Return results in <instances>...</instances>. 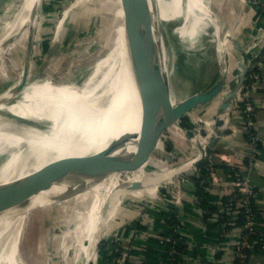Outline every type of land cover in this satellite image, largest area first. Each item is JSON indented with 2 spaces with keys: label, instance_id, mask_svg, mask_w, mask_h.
<instances>
[{
  "label": "bare ground",
  "instance_id": "bare-ground-1",
  "mask_svg": "<svg viewBox=\"0 0 264 264\" xmlns=\"http://www.w3.org/2000/svg\"><path fill=\"white\" fill-rule=\"evenodd\" d=\"M173 1L175 3L168 8L163 7L161 0L157 2L158 13L153 19L155 33L159 22L181 16L185 17V21L180 37L162 51L154 71L139 89L134 91L131 84L128 85L119 78L122 70L126 73L125 69L133 57L130 47L126 48L122 44L123 35L119 34L113 38L109 52L90 68L91 77L85 82L48 85L41 83L38 77L33 75L27 77V84L19 93L15 92L17 82L13 84L12 89L0 95V264H19L17 256L24 229L29 212L36 203L34 179L39 168L54 159L66 156L80 157L77 164L80 174L75 176L76 180L69 181L74 177L68 176L61 182L52 184L50 188L59 185L68 188L73 183H80L82 188L87 190L97 182L101 173L107 174V166L111 162L107 164L105 159L113 160V170H119L122 165L130 168L133 163L129 158L135 152L134 164H142L144 143L143 146L141 143L145 142L149 149L154 143L157 129L182 103L191 99H209L206 98V92L215 86H221L223 92V78H227L228 65V59L226 62L224 59L230 57V52L234 58L240 56L239 45H233L236 42L234 37L238 22H231L230 16L233 13L230 7L233 6V10L238 12L243 11L245 0H227L228 19L223 37L220 36L222 25L217 22L210 2L204 9L197 0H187V6L182 9L181 0ZM40 3L41 0L20 1L17 11L13 14V21L9 22L8 28L6 26L0 35V59L8 53L20 27L29 19L34 21V13ZM195 11L200 12L198 18L194 17ZM190 19L193 20L188 28L187 21ZM32 25L30 22V26ZM157 40L161 43L159 32ZM230 45L232 47H229ZM177 55L181 56V60L177 59ZM247 59L248 57L243 55L236 61L239 73L232 88L223 92L224 94L234 91L243 68L247 67ZM128 80L130 81L129 77ZM171 81L177 82L179 86L178 92L173 94L169 91ZM83 84L89 85L71 87ZM101 100L102 103L99 102ZM4 101L13 103L9 105ZM225 102L226 99L221 97L219 105ZM6 115L10 118L4 119ZM208 139L199 137L198 141L192 140L195 148L193 156L187 158L180 166L169 168L170 171L158 175L153 181L161 184L157 189L172 183L176 175L185 171L189 164L195 163L201 155L198 147L205 149ZM106 140L108 142L105 149L94 155L95 146ZM116 143H119L120 147L110 148L115 147ZM44 144L51 152L44 160L37 161L36 150ZM63 146L69 147L62 148ZM160 146L157 144L158 148ZM107 150L108 155L111 153L109 158L101 156L103 151ZM123 153V160L119 161ZM90 164H97L96 170H87L86 166ZM133 179L123 186V191L135 181L142 184L140 190L150 184V181L145 182L138 176ZM92 189L93 203L85 211L83 225H78L75 245V250H86L87 256H90L91 243L83 247L80 245L79 235L93 223L101 202L98 196L101 186L96 185ZM119 191L120 194H113L110 202L123 193Z\"/></svg>",
  "mask_w": 264,
  "mask_h": 264
},
{
  "label": "rangeland",
  "instance_id": "rangeland-1",
  "mask_svg": "<svg viewBox=\"0 0 264 264\" xmlns=\"http://www.w3.org/2000/svg\"><path fill=\"white\" fill-rule=\"evenodd\" d=\"M20 1L21 0H0V35L5 31L6 26L8 28L9 22L13 21V14L17 11ZM74 1L75 0H49V4L57 5L58 8L48 14V18H39L38 15L41 12V5L36 11L35 24L33 23V19H29L24 26L20 27L19 32L16 33L10 45L11 47L8 53L0 59V94L9 90L12 84L15 83L21 75L22 69H20V66H15L14 63L16 62V53L21 50L20 52L23 54L24 44L28 43L26 38L28 31L24 28L27 27L28 29L30 27V22H32L35 27L33 34H35L38 25H41V27L45 29V32L48 34V39L50 40V45H54V52L51 56L49 55L48 58H40L36 56L34 50L33 52L30 50L29 56L32 68L29 66L28 78L36 75L41 83L48 85H63V83L69 85L77 84L81 82L79 77H86V79L91 77L92 67L99 61L98 59L106 54L107 49L109 52L112 46V40L115 36L122 34V44L123 46L125 45L123 30L125 23L147 0H83L82 3L81 0H76V2L73 3ZM148 1L151 6H154L155 0ZM72 3L77 6L63 14V11L71 6ZM210 4L217 22L222 25L220 28V36L223 37L227 25L226 20L228 19V1L211 0ZM230 9L233 13L230 16L231 22L233 24L238 22V25L235 27L236 34L234 38L236 42L233 45H239L240 56L237 55L239 58H234L235 56L230 52V57L226 58L229 64L227 78H223L224 88L226 89L232 88L236 76L239 73L236 67V61L240 60L243 55L248 57L251 49L256 47L260 42L259 28H262V33L264 32V18L261 16V14L264 16V0H245V8L243 11H235L233 10V6H231ZM165 24L166 23L160 22L162 30H164ZM36 43L37 42H35V44ZM168 45H166L165 50ZM229 47H232V45ZM177 59L181 60V56L177 55ZM19 64L20 62L18 65ZM74 75L80 76H75L72 82L68 81ZM86 79H84L83 82H85ZM88 85L89 84L74 85L71 87H86ZM182 85L184 86V82ZM178 89L179 86L177 82L171 81L169 85L170 93H176ZM182 90L186 91L188 89L182 88ZM236 99L237 95L233 101ZM212 102L199 106L197 109L191 111L188 116L185 115L182 117L179 122L180 125L182 124L181 127L185 126L183 120L186 119L189 123L188 130H191L196 135L198 134L201 139L207 136L210 139L211 134H207L205 122H214L217 116L223 114L218 112V109L213 117L207 114V110ZM193 117L197 119L195 122ZM5 118L8 119L10 117L6 115L4 119ZM229 122L224 128L225 132L230 127ZM180 125H176V127L180 128ZM171 128L172 127L164 132L158 143V145H161L160 149L158 147L156 148L152 156L153 159L149 162L150 166L147 170H143V168L140 169L141 164H134V152V156H131L132 159L131 157L129 158V161L134 165L132 164L130 168L126 165H122L119 170H113L114 164L111 163L107 168H110L112 171L105 175L101 173L97 182L88 187L87 190H84L80 183H73L71 187L69 186L68 188H65V185H59L56 188H49L43 192H35L36 203L29 212L21 245L19 247L17 256L19 258V264H87L91 261V257L86 254V250H75V245H77L76 242L79 232L78 225H83L85 211L92 206V188L96 185L101 186L98 193V196L101 198L100 209L93 223L87 226L79 235L80 239L83 238L85 240L83 247H85V243L89 242L92 247L94 238L96 234H98V223L105 219L106 216L109 220L108 229H110L107 242L109 236L113 235L121 225L128 226L138 222L142 217L143 207L157 205V199H154L156 198L157 188L161 186V184L153 182L157 179V176L161 175L165 170L170 171L169 167L174 168L179 166L195 153L194 145H191L185 138L186 128H182L184 129L182 137L175 136ZM223 135L224 134L221 136L222 138ZM107 142L108 140L99 142L95 146L93 154H98L102 149H105ZM215 152L216 149L212 154ZM123 156L124 153L122 154V158H119V161L123 160ZM137 176L139 178L141 177L145 182L150 181L148 187L141 190L144 192L150 191L149 194H142L138 200H133L129 196L126 197L122 201V208L129 214L126 217L121 214L113 216L115 209L118 207L116 204H119L121 200V195H119L118 198L116 197V199L110 202L114 196L113 194H120L119 190L124 192L123 186L129 181L134 180L133 178ZM74 180H76L75 176L73 179L70 178L69 181ZM167 187L168 185L164 186V188ZM134 192L136 191H131V193ZM67 197L71 199H66ZM51 206L56 209L58 214L63 218H66V214L69 211L68 209H70V207L72 208L70 214L75 216V224L73 231L71 230V234H76L73 238L76 242L68 240L66 235L64 236L57 228L56 224L52 222L50 219L51 216L49 215ZM46 208H48V214L46 213ZM102 209L106 212L105 217L100 215V210ZM112 216L113 219L111 222L110 219ZM112 223L113 227L111 225Z\"/></svg>",
  "mask_w": 264,
  "mask_h": 264
},
{
  "label": "built area",
  "instance_id": "built-area-1",
  "mask_svg": "<svg viewBox=\"0 0 264 264\" xmlns=\"http://www.w3.org/2000/svg\"><path fill=\"white\" fill-rule=\"evenodd\" d=\"M261 29L259 28L260 42L256 47L251 49L248 55L247 73L237 92V99L232 102L230 111L232 114L234 107L239 109L237 112L241 117L240 121L243 124V133L247 136L246 143L249 151L246 164L243 162V165L239 168L231 161L225 160L220 162L225 167L231 169V171L227 174L229 182L224 189V198L220 202L216 201L217 203H213L215 209L216 207L218 208L215 212L211 213L203 210L200 206V199L193 193L192 204L196 215L203 217L209 214L208 217L214 218V225L217 232H219L216 239L220 241V245L231 231H236L237 236L234 241L228 243L227 247L225 245V250L227 248L231 252L230 264H250V261L257 253L264 251V205L258 206L256 204V193L248 175L261 155V148L264 144V134L257 133L254 129L257 109L264 111V32L262 33ZM256 94L261 96L259 100L254 98ZM232 131H235V129ZM203 163L205 164V173H203L200 167ZM214 163L215 160L213 154H211L199 166L190 171L200 177L199 187L206 194H209L218 186ZM185 174L175 176L172 183L164 184L157 190L156 198L154 199H157V205H154L155 207L146 206L142 208L143 214L138 221L141 226L148 227L147 223H150L153 217L161 225H166V219L158 213L161 206L169 205L177 209L183 206V183L184 180H188L184 177ZM166 185L168 187L164 188ZM217 215L220 217V220H217ZM176 216L179 222L171 227L174 236L162 234L158 230L151 229L145 231L131 230V234L125 240H122L119 232L122 228L129 225H118L120 226L119 229L109 236L107 242L106 264H130L131 251L135 243L140 240L149 239L156 240L162 246V253L168 256L176 253L175 246L178 244L185 245L186 252H183L182 257L186 259L187 264L190 252L197 247L194 243H191L186 235L189 223L186 222L184 217L181 218V215L177 214ZM218 248L221 247L217 245L212 250L214 251ZM157 264H172V262L168 258L164 259L162 257Z\"/></svg>",
  "mask_w": 264,
  "mask_h": 264
},
{
  "label": "water",
  "instance_id": "water-1",
  "mask_svg": "<svg viewBox=\"0 0 264 264\" xmlns=\"http://www.w3.org/2000/svg\"><path fill=\"white\" fill-rule=\"evenodd\" d=\"M48 1L49 0H41L40 5L38 6V7H40L42 5L41 6V12H40V14L38 13L39 14L38 16L40 19L48 18V14L52 13L53 11L56 10V8H58L57 5L49 4ZM82 1L83 0H81V3H82ZM158 1L159 0L154 1V6L153 5L151 6L150 2L148 0L146 2H144L141 5V7H139L138 10L135 11L133 13V15L130 17V19L125 23V26L123 29L124 30V42H125L124 47H126V48L130 47V50H131L133 57H132L131 63L128 64L127 68L125 69L126 73L124 72V70H122L119 78L122 79L124 83L126 82V84L128 83V85L131 84V87L134 91L139 89L146 82L148 77L152 74L156 65L158 64L160 54L162 53V51L165 50L166 45L170 44L171 42H173L174 40H176L177 38L180 37L181 31H182V26H183L184 21H185L184 20L185 17H181V16L180 17H174L172 19H168L165 21H161L163 23H166L165 28H164V30H162V28L160 27V24H159V27L157 28V33H155V26H154L153 19L158 13V5H157ZM210 1L211 0H197V2L200 3L204 9L207 7V5L209 4ZM75 2H76V0L73 3H75ZM73 3L71 4V6H69L67 9H65L63 11V14L66 11H68V10L70 11L71 9H73L74 7L77 6V5H73ZM161 3H162L164 8H166V7L168 8V6L174 4L175 1H173V0H161ZM187 4H188L187 0H181V2H180V6L182 9L184 7H186ZM154 7H155V9H154ZM36 11L37 10H35V13H34L35 16H36ZM199 16H200V12L197 13L195 11L194 17L198 18ZM191 20H193V19H190L189 21H187L188 22V26H187L188 28H189L190 23L192 22ZM33 23L35 24V19H34ZM34 24L32 26H30L28 29H27V27L24 28L25 30L28 31V35L26 37L28 43L27 44L23 43L24 48H25V49L23 48V54L20 52L21 50L16 53L17 56H16V60H15L16 62L14 61L15 62L14 65L20 66V69H22L19 79L15 82V83L18 82V85L15 88L16 93H19L20 91H22V89L27 84V77H28V72L30 69L29 66H31V68H32V64L30 62V56H29L30 50H32V52L34 50V53L36 54V56L40 57V58H42V57L48 58L49 55L51 56L52 53L54 52V45H50V42H49L50 40L48 39V34L45 32V29L43 27H41V25L40 26L36 25L37 28L35 30V34H33V31L35 28ZM158 32H159L160 37H161V41H160L161 43H159V41L157 40L158 39ZM35 42H37V43L35 44ZM107 52H108V49H107ZM107 52H106V54H107ZM102 58H100V59H102ZM100 59H98V60H100ZM19 62H20V64L18 65ZM246 73H247V67L243 68V72L241 73V75L238 79V82L236 84L234 91L229 93V94H224L222 92L221 86H215L206 92V98H209V99H207V100L191 99V100H188V101L182 103L174 111L172 116L168 117L163 122V124L157 129V131L154 135V143L151 147H149V149L147 146H145V142L141 143L142 146L144 143V149H143L144 158H143L142 164L140 166V169L141 168H143V170L148 169V167L150 166L149 162L153 159L152 156L154 155V153L156 151L157 144L160 142V140H161V138H162V136L166 130H168L170 127L175 125L176 122L178 120H180L186 114L197 109L199 106H203V105L208 104L215 97L221 96L222 98L226 99V102L219 105L218 112H221L223 114H221L215 118L214 123H213V128H212V134H211V137L206 144V148L202 149L201 147H198V149L201 152L200 158L195 163L189 164L188 168L185 171H182L181 173H179L176 176L187 173L190 170H192L193 168L199 166L205 160V158L207 156L212 154V152L216 149V147L220 143V141L222 139V137H221L222 134H225L224 128L227 125V123L229 122L230 117H231L230 111H231L233 99L236 97L237 92H238L240 86L242 85V83L244 81ZM127 74H128L130 81L128 80ZM75 76L79 77L80 75L79 76L74 75L68 81L72 82V79H74ZM79 78L81 80V83H83V80L86 79V77H79ZM13 84H12V87L10 89L13 88ZM9 90H7V91H9ZM2 94H0V95H2ZM124 99H125V95H124ZM99 102L102 103V100ZM4 103L11 105L13 102H11V104H10L8 101H4ZM9 105H6V106H9ZM149 131H150V128L148 126L147 132L149 133ZM194 136H195L194 132H192L191 130H188V129L185 130V138L186 139H192ZM70 139H72V138H70ZM114 145H115V147L112 146L110 148L120 147L119 143H116ZM142 146H141V148H142ZM64 147L67 148L69 146H63L62 148H64ZM48 150H50V149H48L47 145H45V144H44V146L40 145L39 150H36L37 161H41L42 159L44 160L45 158H47L49 156V153L51 152ZM106 152H109V151L108 150L103 151V155H101V156L109 158L111 153L108 155V153H106ZM96 158H97V156H96ZM79 160H80V157L66 156V157L54 159V160L48 162L43 167L39 168L36 171V175H35V179H34V183L36 186V193L48 190L52 186V184H54L56 182H61L64 178H66L68 176L74 177V176H77L78 174H80V172L78 170L79 167L77 165ZM112 161H113L112 159H108V160L105 159V162H107V164L110 162L112 163ZM96 165L90 164L89 166H86V169L91 172L93 170H96V167H97ZM110 171H111L110 168H107L106 173H108ZM94 172H96V171H94ZM141 188H142V184L139 181H135L134 183H132L129 186V188L121 194L120 203H122V201L126 197H128L127 194L130 191L140 190ZM69 198L70 197H67L66 199H69ZM70 206H75V205H70ZM81 208H83V207H81ZM71 209H72L71 207H70V209H68L69 211L66 214V218H63L62 216H60L58 214L57 210L51 206V208L49 210V215L51 216L50 219L52 220V222H54L56 224L57 228L64 234V236L66 235V238L68 240H71V241L73 240L74 242H76V240L73 239L76 234H71V230L73 231L74 224H75V216L73 214H70ZM46 210H47L46 213L48 214V208H46ZM100 215H102V217L106 216V212L104 209L100 210ZM70 216H72V217H70ZM112 219H113V217L110 220L111 222H112ZM98 228H99L98 234L95 233L96 236L94 235L95 236L94 243L92 244L91 251L89 252L90 257H91V261H89L87 264H106L107 236H108V233L110 231V229H108L109 228V220L107 219V216L100 223H98ZM82 239H80L81 240L80 245H83L85 242V240L84 239L82 240ZM84 246L87 247L88 243H85Z\"/></svg>",
  "mask_w": 264,
  "mask_h": 264
},
{
  "label": "crops",
  "instance_id": "crops-1",
  "mask_svg": "<svg viewBox=\"0 0 264 264\" xmlns=\"http://www.w3.org/2000/svg\"><path fill=\"white\" fill-rule=\"evenodd\" d=\"M262 18L264 16L261 14ZM226 59V58H225ZM224 59V60H225ZM229 70V64L227 65V72ZM229 89L224 88L223 92H226ZM260 95H254V98L257 100L260 99ZM213 101V102H212ZM211 102L209 109L207 110V114L210 117H213L216 114V111L219 107L221 102V96H217ZM190 113L186 114L187 116ZM184 117V116H183ZM229 122V129L223 135L220 143L216 147V152L213 154V158L216 163H220L223 161H231L239 168L243 165V160L247 159L249 151L247 147V143L245 138L243 137V130L242 127L239 125L240 117L237 111H233L230 117ZM193 120H197L193 117ZM181 121V119H180ZM180 121H177L175 125L172 126V130L175 136L182 137L184 129H188V121L185 119L183 120L182 126L179 124ZM212 121L205 122V130L207 134H212L213 128ZM176 125H180V128L176 127ZM185 129V130H186ZM235 129V131H232ZM254 129L257 133L264 134V111L262 109H257L256 117H255V124ZM238 130V131H237ZM194 138L188 141L192 145L193 141H198L199 137L194 133ZM209 137L207 136L205 139L207 140ZM160 149V148H159ZM182 164V163H181ZM180 164V165H181ZM221 164V163H220ZM179 165V166H180ZM178 167V166H176ZM170 168V167H169ZM171 169V168H170ZM165 170L163 173H165ZM249 178L254 186V190L256 193V204L258 206L264 205V144L261 148V155L259 156L256 164L253 166L251 171L249 172ZM216 182L218 186L214 188L207 196L206 201L208 204L213 206L214 202H220L225 195L224 189L229 182V179L226 173L222 170H218L216 172ZM186 190H184L183 199H185V203L180 208L184 209L186 206L187 211L183 210V213L178 214L181 215V218L184 217L186 222L189 223V227L187 229V237L190 239L191 243L197 247L194 248L192 252H190V258L187 261V264H230L231 262V252L229 249L226 248L228 243L234 241L235 237L237 236L236 231H231L229 235L223 239L220 245V241L216 239L218 237V233L216 230V226L214 225V218L208 217L204 219L203 217H199L196 215L193 207V190L189 184H187ZM224 186V188H223ZM143 190V189H142ZM150 191H136L134 193L129 192L128 196L133 200H138L142 196V194H149ZM184 202V201H183ZM191 205H190V203ZM216 202V203H217ZM117 209L114 211V215L121 214L126 217L129 213L126 212L125 209L122 208V203H117ZM179 208V207H178ZM218 208L216 207V210ZM167 210V209H164ZM112 216V217H113ZM111 217V218H112ZM128 218V217H127ZM111 220V219H110ZM113 227V223L111 224ZM131 234V231L128 235L125 236L127 238ZM156 240L151 241L149 240H140L138 243H135V246L132 247L131 251V264H139L142 259L146 258L151 260L152 264H157V262L162 258V250L160 249L158 242ZM218 248L216 250H212L213 247ZM223 245V246H222ZM199 247V248H198ZM151 257V258H150ZM250 264H264V251L257 253L253 259L250 261Z\"/></svg>",
  "mask_w": 264,
  "mask_h": 264
},
{
  "label": "trees",
  "instance_id": "trees-1",
  "mask_svg": "<svg viewBox=\"0 0 264 264\" xmlns=\"http://www.w3.org/2000/svg\"><path fill=\"white\" fill-rule=\"evenodd\" d=\"M233 110L234 111H238L239 109L236 108V107H234ZM239 117H240V115H239ZM239 125L241 127H243L242 122ZM243 137L245 138V140H247V136H246L245 133L243 134ZM246 160L247 159H244L243 160L244 164H246ZM214 164H215L214 165V168H215L216 172L218 170H222L223 169V171L227 175L228 172L231 171V169L225 167L224 165H222L220 163H216L215 162ZM204 165H205L204 163L200 165V167L202 168L203 173H205V171H204L205 170L204 169ZM184 177L189 180V181L188 180H184V183H183L184 184V190H186L185 188H186V186H188L187 184H189L190 187L193 190V193H195L197 195V198L200 199V206H201V208H203V210H207V211H209L211 213L212 212H215L216 211L215 207L212 206V205H210V204H208V202L206 201L208 194L204 193L202 191V189L199 187L200 177L197 176L196 174H194L193 172H187L184 175ZM183 201H184L183 203H185V199H183ZM190 205H191V203H190ZM164 209H167V210H164ZM183 210L185 212L187 211L186 206H184V209H182L180 207L178 209L177 208H173V207H171L169 205L161 206V209H160V211L158 213L160 215H163V217L166 219V225H161L157 221V219H155V217H153V220L150 223H147L148 227H143V226H141L139 224V222H135V223H132L131 225H129L128 227L122 228L120 230V232H119V236H120V238L122 240H125L126 239L125 236L128 235L131 230L145 231L147 229L158 230L162 234H170V235H173L174 236V234L172 233L171 227L179 222L178 221V217L176 215L177 214H180V213H183ZM155 216H158V215H155ZM208 216H209V214L208 215L206 214L205 216H203V218L204 219H207ZM216 218H217V220H220L219 219L220 217H218V215L216 216ZM150 240L153 241V239H150ZM136 243H138V242H136ZM159 247H160V249H162V246L161 245H159ZM185 248H186V246L180 243L177 246H175V250H176V253L175 254H173L171 256H168L167 254H163L162 253V257H164V259H167L168 258L169 261L172 262V264H186V261H185L186 259H184L182 257L183 252H186L185 251ZM139 264H152V263H151V260L150 259L148 260L146 258V260H145V258H144V259L141 260V262Z\"/></svg>",
  "mask_w": 264,
  "mask_h": 264
}]
</instances>
